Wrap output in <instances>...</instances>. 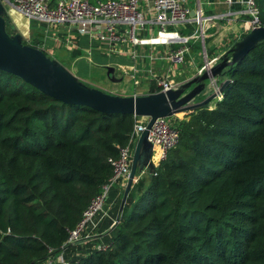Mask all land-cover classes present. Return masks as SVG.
<instances>
[{
  "label": "trees",
  "instance_id": "trees-1",
  "mask_svg": "<svg viewBox=\"0 0 264 264\" xmlns=\"http://www.w3.org/2000/svg\"><path fill=\"white\" fill-rule=\"evenodd\" d=\"M252 2L264 27V0ZM37 33L22 44L37 48ZM223 81L220 99L183 113L176 145L132 184L111 242L74 264H264V41ZM135 119L62 104L0 71V264L60 250Z\"/></svg>",
  "mask_w": 264,
  "mask_h": 264
},
{
  "label": "built area",
  "instance_id": "built-area-1",
  "mask_svg": "<svg viewBox=\"0 0 264 264\" xmlns=\"http://www.w3.org/2000/svg\"><path fill=\"white\" fill-rule=\"evenodd\" d=\"M5 8V15L10 20V13L18 15L26 24L27 29L31 23L35 29L40 28L42 37L37 44L38 50L45 53L48 48L45 40L51 33L52 42L58 43V27H73L74 32L87 38L90 44L103 50H113L118 45H130L133 47L161 48L164 51L158 56L169 66L183 63L188 51L187 44L190 40L202 41L205 25L213 17H204L198 8L190 16L180 0H1ZM244 10L240 15L247 17L244 23V32L258 27L256 9L252 0L242 2ZM219 16L217 18H220ZM191 28V32L184 35L182 30ZM65 47L71 48V41L65 40ZM217 56L209 60L204 58L196 75L207 70L217 60ZM154 86L156 92H165L176 89L172 80L156 78ZM220 94L215 100L220 99ZM175 116L158 118L148 130L147 141L151 144L150 162L154 170L162 161L166 153L177 142ZM148 119L136 118L126 144L118 150V155L113 160H108L112 167V175L107 183L90 200L87 208L81 215L78 224L68 232L64 245L54 254H50L39 264H74L63 259L65 247L83 243L90 238L94 230L92 220L95 215L101 213L102 205L108 188L112 185H124L127 178L131 158L136 140L144 129ZM146 172L134 176L132 184ZM153 174V173H152ZM106 246L97 245L96 250L103 251Z\"/></svg>",
  "mask_w": 264,
  "mask_h": 264
},
{
  "label": "crops",
  "instance_id": "crops-1",
  "mask_svg": "<svg viewBox=\"0 0 264 264\" xmlns=\"http://www.w3.org/2000/svg\"><path fill=\"white\" fill-rule=\"evenodd\" d=\"M243 1L180 0L181 4L189 10V13H193L199 8L204 17H213V19L205 25L202 41H189L184 61L179 65L169 66L162 59H159L158 56H162L164 51L158 47L147 48L148 65L142 64L144 56L142 48L145 47L118 45L113 50L97 48L95 44L89 45L86 37L76 34L73 27H68L67 31H64L65 27H58L57 36L55 35L58 43L48 40L52 36L51 33H48V39L45 40V43L49 55L48 53L46 54L50 57L58 55L57 59L61 63L69 65L73 69L72 74L80 81L87 79L88 71L92 64L97 65L101 69L111 68L113 70L112 76L115 80L114 82H111L108 78V83L96 82V84L102 87L99 90H103L102 92L104 93L117 96L145 95L150 93L154 87V80L156 78L177 80V82L188 81L196 75L197 69L201 66L195 68V63L198 59H201L203 62L204 58L209 60L216 56L219 57L241 38L245 34L244 23L248 20L245 15H240V12L244 10ZM219 16L222 17L217 18ZM11 19L17 20L15 18ZM18 20L24 22L22 19ZM11 22L15 30L19 29L18 23ZM186 29H183L181 33L184 35L188 34L183 33ZM34 30L38 31L37 34L42 37L40 28ZM18 34H21L19 30ZM65 40L71 41V48L65 47ZM73 52L74 55H72ZM130 82L132 88L128 86ZM211 89L210 87L205 90L203 92L204 96H201V99L211 94L213 92V89ZM122 191L123 186L119 184L108 188L101 213L95 215L92 220L94 230L90 238L83 243L81 242L65 248L63 252L64 260L75 262L78 258L95 249L97 245L107 246L111 242L116 233L114 222Z\"/></svg>",
  "mask_w": 264,
  "mask_h": 264
},
{
  "label": "water",
  "instance_id": "water-1",
  "mask_svg": "<svg viewBox=\"0 0 264 264\" xmlns=\"http://www.w3.org/2000/svg\"><path fill=\"white\" fill-rule=\"evenodd\" d=\"M189 15L192 16L193 13ZM6 23L4 7L0 0L1 72L19 78L39 93L65 105L83 106L101 114L131 115L148 119L134 146L114 225L118 223L135 174H152L154 171L150 162L151 144L147 141L148 130L154 120L200 109L215 100L227 81H223L217 90H213L200 102H194L196 97L209 87H215L227 69L264 41V27H254L232 44L207 70L190 78L176 89L139 96H117L86 86L56 60L46 57L36 48L23 45L20 34L9 35L6 32ZM12 30L14 31L13 27ZM112 73L111 68H105L106 78L114 82Z\"/></svg>",
  "mask_w": 264,
  "mask_h": 264
},
{
  "label": "rangeland",
  "instance_id": "rangeland-1",
  "mask_svg": "<svg viewBox=\"0 0 264 264\" xmlns=\"http://www.w3.org/2000/svg\"><path fill=\"white\" fill-rule=\"evenodd\" d=\"M4 10H5V8H4ZM11 18H15V19H17V20H13V19H11ZM18 19H21L18 15H16V14H13V13H10V22L11 21H13V22H16V24L18 23H22L23 25H24V30H21L22 28L21 27H18L19 29H16L15 30V32L16 33H18V30L20 31V36H21V38H22V40H24V41H26V42H30V40L32 39V38H30L29 39V37H30V34H29V29H27V27H26V24L24 23V22H22V21H20V20H18ZM12 23V22H11ZM32 24L33 23H31V25H29L28 26V28H31L32 27ZM17 26V25H16ZM33 26H36V25H33ZM32 29V28H31ZM31 29H30V32H36L35 30H33V31H31ZM143 50H144V56H143V60H142V64H149V61H148V50H147V47H145V48H142ZM46 53H48V55H49V51H46L45 52V54ZM205 54V53H204ZM216 54H217V52H216ZM47 55V54H46ZM47 55V57H50V56H48ZM215 55V54H214ZM57 57H58V55H54V56H52V57H50L51 59H53V60H56L59 64H61L66 70H68L71 74H72V72H73V69H71L70 68V66L69 65H67V64H64V63H61L58 59H57ZM202 64V61H201V59H198V61H196V63H195V68H198L200 65ZM138 68H139V66H138ZM146 68H147V66H146ZM73 75V74H72ZM190 80V79H189ZM81 82L83 83V84H85L86 86H88V87H91V88H95V89H102V87H100L101 85H98V84H96V82H103V83H106L107 82V78H106V76H105V69H101L100 67H97V65H91L90 66V68H89V71H88V77H87V79H85V80H81ZM172 82H173V84H175L176 85V87L177 86H180V85H182V84H184L185 82H187V81H185V82H182V81H179V82H177V80H172ZM108 83V82H107ZM128 86H129V88H132V84H131V82L130 83H128ZM210 88V87H209ZM211 88L213 89V90H217V88H218V86H217V82H216V85H215V87H214V85L213 86H211ZM211 89V90H212ZM100 91H103V90H100ZM201 96H204L203 95V93H201L199 96H197L196 97V102H200L201 101ZM203 100V99H202ZM214 100H212L209 104H208V106H212L213 104H214ZM178 116H175L174 118V120H175V122L177 123L178 121H182V120H186L185 119V117H184V115H180V114H177Z\"/></svg>",
  "mask_w": 264,
  "mask_h": 264
},
{
  "label": "bare ground",
  "instance_id": "bare-ground-1",
  "mask_svg": "<svg viewBox=\"0 0 264 264\" xmlns=\"http://www.w3.org/2000/svg\"><path fill=\"white\" fill-rule=\"evenodd\" d=\"M18 26L22 28L21 30H24V25L22 23H19Z\"/></svg>",
  "mask_w": 264,
  "mask_h": 264
}]
</instances>
